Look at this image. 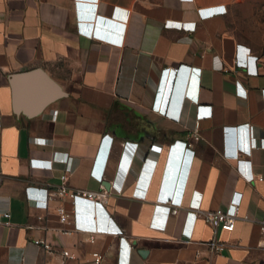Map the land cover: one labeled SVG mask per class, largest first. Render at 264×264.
<instances>
[{
	"label": "crops",
	"instance_id": "1",
	"mask_svg": "<svg viewBox=\"0 0 264 264\" xmlns=\"http://www.w3.org/2000/svg\"><path fill=\"white\" fill-rule=\"evenodd\" d=\"M246 58L248 68L237 64ZM105 135L114 146L99 182L91 171ZM226 140L228 152L249 144L263 180L244 179ZM126 141L138 151L106 204L54 194L47 208L29 205L26 188L56 191L68 160L70 191L110 190ZM235 191L241 214L253 201L263 216L264 0H0V208L10 213L0 215V264H97L95 252L99 264H264L257 220L233 231L206 220Z\"/></svg>",
	"mask_w": 264,
	"mask_h": 264
},
{
	"label": "built area",
	"instance_id": "2",
	"mask_svg": "<svg viewBox=\"0 0 264 264\" xmlns=\"http://www.w3.org/2000/svg\"><path fill=\"white\" fill-rule=\"evenodd\" d=\"M182 25L185 27H191V26L193 27V25H190L188 23H183ZM257 58L258 56H253L251 59H253V61L256 62ZM237 64H240V66L242 67L248 68L247 58L245 61L237 60ZM181 67L182 65L173 68L174 72H178ZM250 71L254 74L258 73L257 68H252L250 69ZM199 107H200L199 110L200 117H203L205 115H210L209 110L207 113H204L202 106ZM243 126L245 127V129L249 127L246 124ZM225 132L227 135V133L229 132V128L226 127ZM195 138L199 139V136L196 134ZM112 140H114V137L112 136L110 137L109 135H105L101 139L99 143L97 155L94 159V164L92 167L91 174L99 182H102L105 176V170L107 166L106 160H107L108 151L112 145ZM39 144L49 145L50 143H39ZM228 150L224 152L225 157L236 161L237 170L242 174V176L247 182L252 183L256 180H263V177H258L253 172L252 160L249 158L251 156L249 154L252 152V149L250 148L248 143L246 144L243 141H241L235 148L230 149L231 150L230 152H228ZM137 151H138V145L130 141L125 142L123 153L119 163L117 176L115 177V179H113L110 190L101 189L98 191H92V190L76 189L70 191L68 186L66 185L67 174L70 173L73 170V168L72 166L68 165L69 163L68 160V161H64V163H66L67 165L66 173L60 176V183L58 189L56 191H51L48 187L39 188V187L29 186L26 188L28 203L32 207L47 208L49 199L54 194L61 196L69 194L73 202H75L77 199L82 198V199H87L90 201L106 204L108 202V198L111 195V193L123 192L125 181L127 180L124 178V173L128 170V164L131 161L133 153ZM194 155H195V151L190 146H188L183 152L177 183L175 185L172 198L170 200V203L172 205L180 206L183 203L184 197L181 186L184 180L188 179L189 177L191 166L194 160ZM54 160L55 159H53V161ZM201 199H202V194L196 191L193 201L191 202L190 205L191 208L200 210ZM242 205H243V193L239 191H235L229 202V207L228 208L218 207L216 209L206 211V220L213 227L214 231H217L219 228L227 231H233L239 219L257 220L260 224L261 240L264 245V212H263V216L259 217V206L255 202L249 201L247 203L248 211L241 214ZM57 212L60 216L61 221L67 220L68 213L63 205L57 207ZM0 215H3L4 217H10V213L8 211H3L1 208H0ZM91 238L94 239L93 236ZM34 244L38 246H42L46 250H51L52 248L51 245L47 243L44 239H35ZM209 245L210 248L215 252H222L225 249V243L220 242L217 238H213L211 241H209ZM93 256L95 258V262L99 264L102 260V255L98 252H95L93 253ZM61 264H67V262H62Z\"/></svg>",
	"mask_w": 264,
	"mask_h": 264
},
{
	"label": "clouds",
	"instance_id": "3",
	"mask_svg": "<svg viewBox=\"0 0 264 264\" xmlns=\"http://www.w3.org/2000/svg\"><path fill=\"white\" fill-rule=\"evenodd\" d=\"M113 146H114V140H112V145H111V147H110V149H109V151H108V155H107V162H106V164L108 163V161H109V157H110V154H111V152H112V150H113ZM224 149L225 150H228L229 149V145H228V142L226 141L225 142V144H224ZM187 182H188V179H185L184 180V182L182 183V191H183V197H184V194H185V191H186V186H187ZM172 198V197H171ZM171 200V199H170Z\"/></svg>",
	"mask_w": 264,
	"mask_h": 264
},
{
	"label": "water",
	"instance_id": "4",
	"mask_svg": "<svg viewBox=\"0 0 264 264\" xmlns=\"http://www.w3.org/2000/svg\"><path fill=\"white\" fill-rule=\"evenodd\" d=\"M54 87H55V89H54L55 90V94L52 95L53 97L59 96V95H62L63 94V91L60 88H58L57 86H54ZM107 186L109 187L110 184H108ZM141 253L144 254L143 251H141Z\"/></svg>",
	"mask_w": 264,
	"mask_h": 264
}]
</instances>
